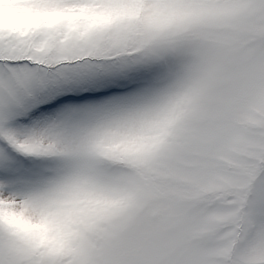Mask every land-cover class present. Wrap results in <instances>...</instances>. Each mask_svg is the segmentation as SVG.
I'll return each instance as SVG.
<instances>
[{
    "label": "snow or ice",
    "instance_id": "obj_1",
    "mask_svg": "<svg viewBox=\"0 0 264 264\" xmlns=\"http://www.w3.org/2000/svg\"><path fill=\"white\" fill-rule=\"evenodd\" d=\"M0 264H264V0H0Z\"/></svg>",
    "mask_w": 264,
    "mask_h": 264
}]
</instances>
